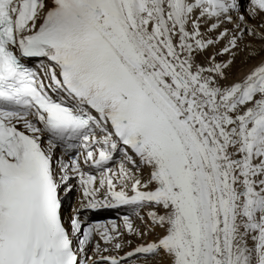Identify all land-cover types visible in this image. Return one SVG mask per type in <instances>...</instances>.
Returning <instances> with one entry per match:
<instances>
[{
    "label": "snow or ice",
    "instance_id": "snow-or-ice-1",
    "mask_svg": "<svg viewBox=\"0 0 264 264\" xmlns=\"http://www.w3.org/2000/svg\"><path fill=\"white\" fill-rule=\"evenodd\" d=\"M239 7L0 0V264H264V56L245 43L264 50V23L237 22ZM242 53L260 59L230 81ZM78 149L96 174L64 161ZM74 178L83 199L66 226ZM108 209L128 213L123 232L86 221ZM125 233L157 235L121 256Z\"/></svg>",
    "mask_w": 264,
    "mask_h": 264
},
{
    "label": "bare ground",
    "instance_id": "bare-ground-1",
    "mask_svg": "<svg viewBox=\"0 0 264 264\" xmlns=\"http://www.w3.org/2000/svg\"><path fill=\"white\" fill-rule=\"evenodd\" d=\"M248 1V4H246V0H239V10L237 12H235L234 14V18L233 19H236L238 20L239 18V15H244L245 16V19L247 21V25L252 27V28H257V26L261 25L263 22V20L260 18L261 16H263V14H261V16H257L255 18H253L251 16V13H250V9H251V0H247ZM225 27L227 28H230L231 29V26L230 25H226ZM243 27V25H242ZM260 32L264 33V28H259L258 29ZM251 42L253 45H255L256 49L260 51V56H264V50H261V44L262 42L257 39V38H254V37H248L246 40H245V43H249ZM223 44H221L219 47H222ZM245 55L246 53H242L236 60V63L235 65L231 68L230 72H229V78H230V81H233V80H239L241 78H243V76L248 72V70L256 63H258L259 59H260V56L256 57V59H252V60H248L247 63H245ZM217 59H227V57H218ZM203 62V61H201ZM55 152H58V150H56ZM62 154V153H60ZM130 167V166H129ZM144 178H147V170H144ZM76 183H74L75 185ZM81 196L80 198L83 199L82 197V191L80 192ZM70 197H71V193H70ZM70 200H72L70 198ZM80 203V202H79ZM77 203L75 205L76 208L80 209L81 208V203L79 204ZM63 211H66L65 210V206L62 208ZM121 211H123L124 213L128 214L124 209H121ZM119 211V213H123ZM146 212H147V209H144L142 210L141 212V215H145L146 217ZM81 216L82 217H85V214L83 212H81ZM101 217H103V214H96L94 217H89V219H96V220H99ZM114 218V217H112ZM119 219V222L117 223L118 225H121V230L123 229V221L120 220V218L118 217ZM91 220V221H92ZM133 224L136 225V223H141L140 220L138 221L135 216H133ZM136 227V226H135ZM143 230V229H142ZM124 231V229H123ZM156 233H149L147 236H145L143 239H140L136 236H129L125 233V238H126V241H131V244H129L128 242L127 243H124V248L120 251L119 255L123 256L125 253H127L128 251H131L133 250L137 245L139 244H142V243H146L148 241H152V240H155L156 239ZM124 239V238H123ZM94 249H90L89 250V254L90 256L89 257H92L93 259L96 258V255L95 253L92 251ZM113 255V254H112ZM116 255V253L114 254ZM136 264H144V262L142 260H138L136 261ZM152 264H155V262H152Z\"/></svg>",
    "mask_w": 264,
    "mask_h": 264
},
{
    "label": "rangeland",
    "instance_id": "rangeland-1",
    "mask_svg": "<svg viewBox=\"0 0 264 264\" xmlns=\"http://www.w3.org/2000/svg\"><path fill=\"white\" fill-rule=\"evenodd\" d=\"M246 4H248V1L246 0ZM261 18V17H260ZM262 19V18H261ZM263 20V19H262ZM264 22V21H263ZM72 198L74 197V193H72V196H71ZM74 200H71V202H73ZM85 214V213H84ZM96 214H92V213H90V215L88 216V220L89 221H91L92 219H89V217H94ZM115 218V217H114ZM116 218H118V217H116ZM132 219H133V216H132ZM119 222V221H118ZM140 227L141 228V230L143 229V225H141V223H136V225H134V227ZM124 238V239H123ZM121 240H122V242H124V243H127L128 241H126V238H125V235H124V237L122 236L121 237ZM115 254V253H114ZM113 254V255H114ZM126 254V253H125ZM124 254V255H125ZM112 255V254H111ZM130 264H131V262H130Z\"/></svg>",
    "mask_w": 264,
    "mask_h": 264
}]
</instances>
